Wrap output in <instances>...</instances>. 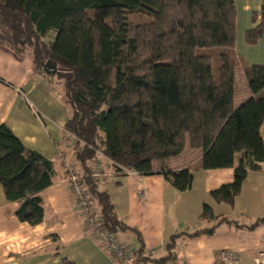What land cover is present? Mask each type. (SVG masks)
I'll return each instance as SVG.
<instances>
[{"label": "trees", "instance_id": "trees-1", "mask_svg": "<svg viewBox=\"0 0 264 264\" xmlns=\"http://www.w3.org/2000/svg\"><path fill=\"white\" fill-rule=\"evenodd\" d=\"M260 1L253 26L244 32L247 45L264 34ZM133 14L146 18L134 22ZM235 26V0H0V45L18 56L28 53L37 69L61 81L70 110L64 130L75 161L106 230L138 237L133 264H171L179 234L170 235L165 255L144 253L140 232L116 215L91 162L102 157L116 175L159 173L185 191L192 171L171 169L167 161L185 149L198 150L199 168H233L232 181L209 191L229 205L248 170L264 163V61L249 63L236 55ZM238 69L250 95L236 104ZM153 161L160 164L157 171ZM54 178L53 161L0 123V185L6 199L17 202L20 221L44 220L41 193ZM200 217L218 216L204 203ZM233 223L252 229L264 224V215L250 224Z\"/></svg>", "mask_w": 264, "mask_h": 264}, {"label": "crops", "instance_id": "crops-1", "mask_svg": "<svg viewBox=\"0 0 264 264\" xmlns=\"http://www.w3.org/2000/svg\"><path fill=\"white\" fill-rule=\"evenodd\" d=\"M235 5L234 51L249 63H262L264 34L254 45L244 42V32L253 26L252 13L260 10L261 1L235 0ZM239 91L236 89V104L250 95L248 89ZM69 111L60 80L37 69L28 53L18 56L0 45V123L25 147L52 160L55 170L53 183L41 193L44 220L36 225L16 217L17 202L8 201L0 185V264H118L103 244L85 232L69 193L64 170L71 141L64 130ZM261 133L264 140V125ZM199 156L198 150L185 149L167 161L171 169L189 166L193 180L185 191L173 188L159 173L115 175L100 187L108 193L116 215L138 229L144 253L165 255L170 235L179 234L173 251L186 264H213L214 253L220 248L237 251L242 264H252L254 255L264 247V224L248 229L233 222L250 224L264 215V163L258 171L248 170L240 193L229 205L215 201L209 191L232 181L233 168L201 169ZM152 166L155 171L160 168L158 162ZM204 203L210 205L216 219L200 217ZM212 226L211 233L192 234ZM115 236L132 250L140 245L129 230Z\"/></svg>", "mask_w": 264, "mask_h": 264}, {"label": "built area", "instance_id": "built-area-1", "mask_svg": "<svg viewBox=\"0 0 264 264\" xmlns=\"http://www.w3.org/2000/svg\"><path fill=\"white\" fill-rule=\"evenodd\" d=\"M97 154L101 155L99 151ZM74 167L72 163H67L64 166V170L67 171L69 193L71 194L72 201L80 211L85 232L92 239L103 244L107 252L118 264L122 262H125V264H133V250L128 245L121 243L114 235L106 230L99 214L95 212L92 199L84 183L81 172ZM92 167L94 168L92 176L96 181H99L101 179V172L103 171L102 163L100 160L94 161L92 162ZM127 173L131 174L133 171H127ZM105 175L104 173V176ZM171 264L186 263L183 259L176 257ZM213 264H242V256L237 251L228 248H220L214 253ZM252 264H264V247L258 250L254 255Z\"/></svg>", "mask_w": 264, "mask_h": 264}, {"label": "rangeland", "instance_id": "rangeland-1", "mask_svg": "<svg viewBox=\"0 0 264 264\" xmlns=\"http://www.w3.org/2000/svg\"><path fill=\"white\" fill-rule=\"evenodd\" d=\"M145 16H141V15H139V14H133L132 16H131V20H133L134 22H140V21H143V20H145ZM241 27V25H239V28ZM241 29V28H240ZM52 36L53 35H49L48 37H47V40L49 39V40H51V38H52ZM217 64H218V61L217 60H214V68L217 66ZM237 72V71H236ZM236 89L238 90V92L240 93V91L239 90H241V89H244L245 91H247V86H246V82H245V80H244V78L242 77V75H241V73L238 71L237 73H236ZM70 145H69V151H70V153H69V151H68V154L66 155V157H65V160L66 159H68L67 161H68V163H72V165H74L75 167V169L76 170H79L80 171V169H79V167L77 166V162L75 161V158H73L74 157V148L72 147L73 146V143L70 141V143H69ZM72 145V146H71ZM101 161V163H102V168H103V171L101 172V179L98 181L99 183V186H103V184L104 183H107V181H111V180H113L114 178V176L116 175V174H114L112 171V169H109L105 164H104V162H102L104 159H102V157H101V159H100ZM153 162H155V161H153ZM90 166H92V162H91V165ZM104 173L106 174L105 176H104ZM132 175H135V176H137V175H139L140 176V174H137L136 172H133V173H131ZM117 176V175H116ZM100 188H102V187H100ZM103 189V188H102ZM262 193V192H261ZM94 205V204H93ZM96 212V211H95ZM121 242V241H120ZM121 243H124V242H121ZM124 244H126V243H124ZM127 245V244H126ZM129 246V245H128ZM119 264H125V262H122V263H119Z\"/></svg>", "mask_w": 264, "mask_h": 264}, {"label": "water", "instance_id": "water-1", "mask_svg": "<svg viewBox=\"0 0 264 264\" xmlns=\"http://www.w3.org/2000/svg\"><path fill=\"white\" fill-rule=\"evenodd\" d=\"M45 66L48 67L49 69H52V71H55L56 70V67L53 64L46 63Z\"/></svg>", "mask_w": 264, "mask_h": 264}]
</instances>
